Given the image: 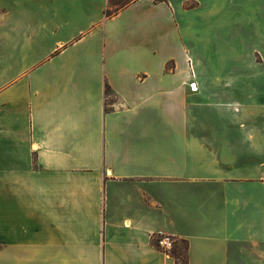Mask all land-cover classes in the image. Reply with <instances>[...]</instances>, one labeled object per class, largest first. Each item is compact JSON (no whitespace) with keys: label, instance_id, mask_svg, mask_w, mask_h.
<instances>
[{"label":"crops","instance_id":"1","mask_svg":"<svg viewBox=\"0 0 264 264\" xmlns=\"http://www.w3.org/2000/svg\"><path fill=\"white\" fill-rule=\"evenodd\" d=\"M107 5L0 0V264H264V0Z\"/></svg>","mask_w":264,"mask_h":264},{"label":"trees","instance_id":"2","mask_svg":"<svg viewBox=\"0 0 264 264\" xmlns=\"http://www.w3.org/2000/svg\"><path fill=\"white\" fill-rule=\"evenodd\" d=\"M134 0H108V5L105 9L107 17L117 14L123 7L129 5ZM157 1V0H156ZM109 85L106 86V93H110ZM176 261V264H189L188 259V241L177 240L173 250L170 253Z\"/></svg>","mask_w":264,"mask_h":264},{"label":"built area","instance_id":"3","mask_svg":"<svg viewBox=\"0 0 264 264\" xmlns=\"http://www.w3.org/2000/svg\"><path fill=\"white\" fill-rule=\"evenodd\" d=\"M192 89H196L195 84H192ZM153 244L158 248L160 251L164 253H171L173 250L177 238L170 233L160 232L152 235Z\"/></svg>","mask_w":264,"mask_h":264}]
</instances>
